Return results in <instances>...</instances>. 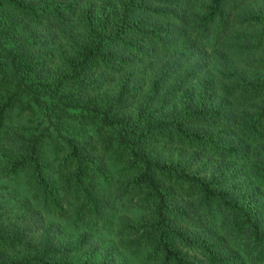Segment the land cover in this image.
Segmentation results:
<instances>
[{"label": "trees", "instance_id": "obj_1", "mask_svg": "<svg viewBox=\"0 0 264 264\" xmlns=\"http://www.w3.org/2000/svg\"><path fill=\"white\" fill-rule=\"evenodd\" d=\"M0 181V264H264V0H0Z\"/></svg>", "mask_w": 264, "mask_h": 264}, {"label": "rangeland", "instance_id": "obj_2", "mask_svg": "<svg viewBox=\"0 0 264 264\" xmlns=\"http://www.w3.org/2000/svg\"><path fill=\"white\" fill-rule=\"evenodd\" d=\"M35 121H40L41 125H45L46 118L43 114V110H38V112L33 116ZM23 186L18 182H10V181H0V202L4 204V207H0V217H4L7 213L11 214L15 210V205L17 202V198H19L23 194ZM114 212L121 213L123 212V207L117 206ZM114 214L110 215L109 218L112 219ZM95 237L102 242H109L110 235L108 231H100L95 235ZM121 259L127 260V262H131V259L127 257L126 253H120Z\"/></svg>", "mask_w": 264, "mask_h": 264}]
</instances>
